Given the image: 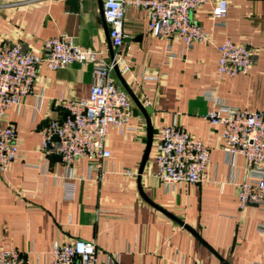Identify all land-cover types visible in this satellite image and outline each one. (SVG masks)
<instances>
[{
    "label": "crops",
    "instance_id": "1",
    "mask_svg": "<svg viewBox=\"0 0 264 264\" xmlns=\"http://www.w3.org/2000/svg\"><path fill=\"white\" fill-rule=\"evenodd\" d=\"M104 1L0 0V40L43 55L47 40L65 35L111 62L117 51ZM228 5L226 27L214 25L213 0L196 10L192 18L209 40L187 49L174 39L173 58L166 54L167 41L151 32L147 12L127 8L118 68L139 102L152 109L153 144L142 174L149 129L135 103L134 130L109 131L111 157L101 169L86 158L69 167L41 150L43 127L66 116L65 102L88 98L95 76L91 65L78 63L57 71L39 68L21 108L7 110L0 121L16 126L20 156L0 173V250L17 249L28 264H47L55 243L85 240L97 245L98 264H108L111 256L118 264H264V233L258 230L264 209H241L238 201L246 159L229 156L223 127L206 118L215 108L205 98L208 91L230 107L264 113V0ZM226 38L251 46L248 73L218 75V47ZM174 120L211 149L200 184L166 186L157 176L156 142ZM66 184L74 186L71 199Z\"/></svg>",
    "mask_w": 264,
    "mask_h": 264
},
{
    "label": "built area",
    "instance_id": "2",
    "mask_svg": "<svg viewBox=\"0 0 264 264\" xmlns=\"http://www.w3.org/2000/svg\"><path fill=\"white\" fill-rule=\"evenodd\" d=\"M208 2L105 0L103 15L117 51L111 62L93 49L81 48L72 37L65 35L47 40L43 55L26 50L20 43L0 40V121L7 110L21 108L22 99L32 93L42 65L53 71L75 63L91 65L95 84L90 96L64 103L66 116L50 121L41 130V150L48 155H58L69 167H73L78 159L86 158L94 169H101L111 157L107 148L109 131L113 128L124 134L134 130L130 123L134 102L115 75V66L120 64L119 54L127 39L124 27L127 8L134 6L147 12L151 32L167 41L166 54L173 58L174 39L181 40L187 49L208 42L207 31L192 18L193 13ZM213 5L214 25L226 27L228 0H213ZM218 52L220 78L246 74L253 64L251 46L238 44L231 38L225 39ZM205 98L215 106L206 118L213 126L223 127L222 138L229 156L241 155L246 159L247 175L238 192L240 208L264 209V113L230 107L213 91L205 92ZM16 140L15 125H0V173L20 158ZM155 162L157 176L166 186L200 184L206 180L211 149L174 120L160 131ZM73 187L72 184L65 185L66 198L74 196ZM258 230L263 234L264 225ZM0 264H28V261L17 249H3L0 250ZM47 264H98L97 245L85 240L55 243ZM108 264H118L117 257L111 256Z\"/></svg>",
    "mask_w": 264,
    "mask_h": 264
},
{
    "label": "water",
    "instance_id": "3",
    "mask_svg": "<svg viewBox=\"0 0 264 264\" xmlns=\"http://www.w3.org/2000/svg\"><path fill=\"white\" fill-rule=\"evenodd\" d=\"M107 25V24H106ZM108 27V26H107ZM115 58V55H114V52L112 53V59ZM115 74L117 76V78L120 80V82L122 83V85L124 86V88L126 89V91L129 93V95L131 96L133 102L136 104V106L141 110V112L144 114V116L146 117L147 119V122H148V129H149V137H148V145H147V149H146V153H145V156H144V160H143V164H142V167H141V170H140V173L142 174L143 173V170H144V166L146 164V161L149 157V154H150V151H151V148H152V144H153V131H152V127H151V124H150V114H152V109L149 108V107H144L140 102L139 100L135 97V95L133 94V92L130 90V88L128 87V85L126 84V82L124 81L121 73H120V70L118 68V66H115ZM172 217V216H171ZM174 218V217H173ZM175 219V218H174ZM177 220V219H176ZM178 221V220H177Z\"/></svg>",
    "mask_w": 264,
    "mask_h": 264
}]
</instances>
